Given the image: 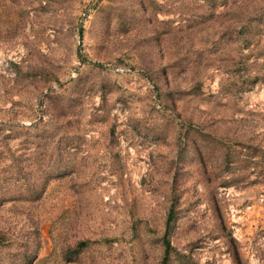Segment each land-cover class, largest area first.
<instances>
[{
    "label": "rangeland",
    "instance_id": "374dc122",
    "mask_svg": "<svg viewBox=\"0 0 264 264\" xmlns=\"http://www.w3.org/2000/svg\"><path fill=\"white\" fill-rule=\"evenodd\" d=\"M261 17L264 0H0V230L37 228L32 264H159L171 208L167 264H264L246 157L264 82L237 91L264 75Z\"/></svg>",
    "mask_w": 264,
    "mask_h": 264
},
{
    "label": "trees",
    "instance_id": "16d2710c",
    "mask_svg": "<svg viewBox=\"0 0 264 264\" xmlns=\"http://www.w3.org/2000/svg\"><path fill=\"white\" fill-rule=\"evenodd\" d=\"M260 22H264V17L259 18ZM248 21V26L244 27V36L250 33L254 26H249V22L254 19H249L246 17ZM240 36L242 38L243 34L238 30ZM249 43V40L245 39L243 45ZM257 82H264V75H248L241 79V83L237 88V91H246L249 90L255 83ZM255 156L250 157L249 154L246 155L247 162L255 167L260 169V176L264 177V148H257V151L254 153ZM229 154L226 156L228 160ZM56 167L60 168L59 165L56 164ZM53 170V168L51 169ZM51 173H47L48 177H53L64 173L65 171L57 170L49 171ZM44 175V174H43ZM16 180V179H14ZM42 193L41 187L35 191L33 194L38 197ZM172 209L170 208L166 214L165 218V230L162 235V257L159 261V264H167V258L170 252L174 251L171 247L169 240L167 238L169 224L172 218ZM34 240V244H30V239H28V235L24 232L23 235L19 236L17 233H13L12 230H0V264H32V261L36 258V248L37 242L36 239L38 237V230L34 228L32 232ZM88 243L87 240H80L78 241L73 247H67L64 249L62 256L65 262L71 261L75 256L78 250L84 248Z\"/></svg>",
    "mask_w": 264,
    "mask_h": 264
}]
</instances>
